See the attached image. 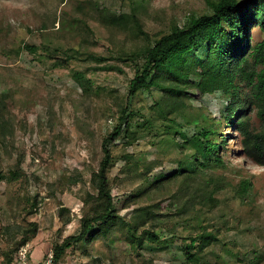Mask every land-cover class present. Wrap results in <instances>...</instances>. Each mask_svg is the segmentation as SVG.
<instances>
[{
    "label": "rangeland",
    "instance_id": "rangeland-1",
    "mask_svg": "<svg viewBox=\"0 0 264 264\" xmlns=\"http://www.w3.org/2000/svg\"><path fill=\"white\" fill-rule=\"evenodd\" d=\"M211 13L205 0H0V171L20 173L17 180L0 182V264L6 253L19 264L15 246L30 227H37L26 244L30 264H45L55 244L79 234L89 208L83 200L95 192L103 138L126 107L153 127L132 146L118 140L111 147V186L122 219L107 236L68 249L63 264H189L183 246L198 236L195 246L205 249L210 264H253L256 256L262 261L254 264H264V166L244 155L239 133L224 121L214 123L222 119L226 96L218 90L187 99L184 118L154 107L167 92L163 81L155 82L151 93L128 96L135 71L129 55L150 41L134 27L132 15L154 40L172 25L183 26L190 15ZM120 15H126L120 25L103 23ZM251 34L253 43L264 39L259 27ZM107 66L115 69H103ZM75 72L85 79H75ZM248 116L254 129L263 127L256 112ZM136 119L140 130L142 119ZM205 122L228 138L219 154L225 165L213 163L210 170L223 175L228 188L204 208L191 198L203 187L204 175L191 180L190 189L184 178L167 182L163 192L151 186L160 174L187 165L196 148L195 125ZM243 180L252 182L244 199L238 195ZM138 223L139 235L153 231L163 244L143 238L133 245L130 228ZM215 235L219 242L212 241Z\"/></svg>",
    "mask_w": 264,
    "mask_h": 264
},
{
    "label": "trees",
    "instance_id": "trees-1",
    "mask_svg": "<svg viewBox=\"0 0 264 264\" xmlns=\"http://www.w3.org/2000/svg\"><path fill=\"white\" fill-rule=\"evenodd\" d=\"M144 1L138 0L139 3ZM205 3L212 10L211 14L200 17L190 15L183 26L172 25L167 33L154 40L144 30L136 14L132 15L134 27L150 41L145 50L129 55L128 60L133 62L135 71L129 84L128 96L135 98L144 92L151 93L152 85L163 81L168 85L167 92L161 93V98L155 101L154 107L166 115L184 118L187 99L198 95L202 98L212 96L220 90L227 101L221 110L222 119H215L214 123L224 121L227 127L239 133L244 155L264 166V39L253 43L251 34L254 27L264 31V0H205ZM125 20L126 15L108 16L103 23L116 26ZM26 49L37 53V47L33 45H27ZM92 58L98 63L105 61L104 57ZM204 64L209 67L207 71H199ZM103 69L115 68L107 66ZM73 76L79 81L85 79L81 72H75ZM192 76L197 79L193 80ZM251 111L256 112V117L263 124L261 129L253 128L248 116ZM137 117L142 119L140 130L137 128ZM152 127V122L140 115L139 111L126 107L122 111L119 124L104 136L99 170L93 176L95 192L88 194L83 200L85 207L89 208L80 220V232L53 246L54 264H63L67 250L73 246L84 241L90 243L100 234L107 236L122 219L116 209L111 186L110 171L114 163L111 147L118 140H122L124 146H132L142 134L150 133ZM195 127L197 130L192 140L196 148L188 158L187 165L180 166L167 175L160 174L151 187L163 192L167 182L184 178L183 186L190 189L191 180L197 179L198 175H204L207 179L203 187L191 198L195 204L205 208L212 196L228 188L223 175L210 171L213 170V163L217 166L225 165L219 154L225 151L228 138L223 136L221 128L206 122L196 124ZM176 134L179 132L176 131ZM18 164L20 165L19 162ZM19 177L18 171L8 174L0 171V182L5 179L17 180ZM251 188L252 182L243 180L239 185L238 195L246 198ZM163 202H169V198L165 197ZM63 211L59 214L61 218ZM143 217L147 220L150 212L146 211ZM69 222L70 220L65 223ZM139 226L138 223L130 228L133 245L136 242L141 244L143 238H147L152 244H163L153 231H144V236L139 235ZM36 231L35 226L27 229V234L16 244L15 250L19 251L25 246L29 234ZM198 238L199 236L192 237L191 242L183 246L185 259L189 264H210L205 260V249L195 246ZM212 241L219 242L218 236H213ZM5 257L4 264H12L11 254L6 253ZM257 260L262 261V257L256 256L250 263H258Z\"/></svg>",
    "mask_w": 264,
    "mask_h": 264
},
{
    "label": "built area",
    "instance_id": "built-area-1",
    "mask_svg": "<svg viewBox=\"0 0 264 264\" xmlns=\"http://www.w3.org/2000/svg\"><path fill=\"white\" fill-rule=\"evenodd\" d=\"M29 248L27 245L23 246L18 252V262L19 264H30L29 261ZM53 255L49 254V259L45 264H52Z\"/></svg>",
    "mask_w": 264,
    "mask_h": 264
}]
</instances>
